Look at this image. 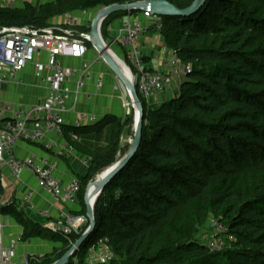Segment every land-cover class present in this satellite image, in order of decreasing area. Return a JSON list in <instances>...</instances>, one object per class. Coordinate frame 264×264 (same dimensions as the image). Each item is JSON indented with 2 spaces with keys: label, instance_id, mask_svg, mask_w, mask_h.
I'll use <instances>...</instances> for the list:
<instances>
[{
  "label": "trees",
  "instance_id": "16d2710c",
  "mask_svg": "<svg viewBox=\"0 0 264 264\" xmlns=\"http://www.w3.org/2000/svg\"><path fill=\"white\" fill-rule=\"evenodd\" d=\"M135 1L144 0L0 7V28H44L55 17ZM166 1L180 9L192 2ZM135 14L107 17L102 39L112 22ZM162 24L165 46L191 69L178 92L157 107H147L139 97V148L96 197L95 229L75 258L85 264V250L105 240L120 258L118 264H264V0H207L197 14L162 18ZM119 123L107 114L93 125L63 126L65 142L90 160L88 175L78 177V215H86V186L127 152L119 147ZM106 126L104 148H87L71 139L101 135ZM0 214L22 228L19 241L35 238L60 245L29 256V264H54L88 226L65 236L33 221L15 203L0 204ZM209 216L225 224L234 238L223 252H208L195 236Z\"/></svg>",
  "mask_w": 264,
  "mask_h": 264
},
{
  "label": "built area",
  "instance_id": "2783aa9c",
  "mask_svg": "<svg viewBox=\"0 0 264 264\" xmlns=\"http://www.w3.org/2000/svg\"><path fill=\"white\" fill-rule=\"evenodd\" d=\"M15 5L16 0L0 2L1 8H13ZM91 14L89 11L77 15L69 13L66 15V23L53 27L0 28V166L8 167L9 176L13 180L21 179L25 172L29 173L33 176L36 188L44 191L55 204L61 206H75L81 191L78 178L74 177L67 185H63L55 175L58 158L74 152V148L69 144L63 150L58 148L56 140L63 138V116L74 110L79 95L84 93L89 83L93 84L95 92H100L105 83V76L101 73L92 75L90 63H82L79 68H72L64 63L65 59L82 62L89 52V44L96 51L90 34L78 29L85 28L84 21H93L89 18ZM142 15L158 31L161 30V17L150 13ZM133 16L127 15L122 19L118 38L115 43L109 44L120 46L123 52L121 58L128 63L136 78L135 91L147 103L167 91L175 81L184 80L191 67L180 61L174 49L164 46L163 58L159 60L153 72H149L139 58V38L147 34L149 28L131 18ZM96 59L95 62L100 61L99 56ZM28 66L33 67L35 77L45 84L46 96L41 104L32 106L25 112L13 104L3 102L1 93L6 85L22 83V72ZM75 76V86L71 89L70 83ZM88 96L89 94L86 97ZM129 106V103L123 102L126 113L130 111ZM3 118L7 119L2 121ZM95 123L97 117L89 113L81 114L73 125L82 127ZM71 139L77 140V136L73 135ZM21 143L38 145L46 154L54 153L55 157L51 159L45 154L41 157L29 155L25 159L18 158L13 149ZM34 194V190L27 189L22 203H29ZM41 216L49 218L45 212ZM207 220L210 233L207 235L205 247L208 252L220 253L229 249L234 238L229 234L228 227L211 216ZM88 224L86 215L60 209L55 220L46 222L45 226L70 236ZM1 230L0 222V264H29L28 255L21 258L14 255L15 247L21 242L19 238L14 240L9 248H3ZM70 245L73 246L72 243ZM95 247L100 256L98 264H109V256L105 253V240H100ZM71 264H79L78 258H73Z\"/></svg>",
  "mask_w": 264,
  "mask_h": 264
},
{
  "label": "crops",
  "instance_id": "0c3cea01",
  "mask_svg": "<svg viewBox=\"0 0 264 264\" xmlns=\"http://www.w3.org/2000/svg\"><path fill=\"white\" fill-rule=\"evenodd\" d=\"M4 1V0H0ZM56 0H29L24 2L23 0H16V5L13 8L20 9L24 5L29 4L33 7L53 3ZM90 10L89 12L93 13ZM81 12L72 13L73 15L80 14ZM90 18V17H89ZM142 25L147 26L148 33L139 38V58H141V62L144 67L149 71L153 72L156 68L157 63L164 56V42L162 41L160 31H158L154 25L150 22H147L142 13L135 14L133 17ZM66 15L55 17L47 23L46 27H53L58 25H63L66 23ZM122 19L119 18L118 21L112 22L107 30V39L110 44L115 43V40L118 38L119 31L122 28L121 26ZM91 24L89 20V25ZM118 50V53L122 57L123 52L120 46L114 44ZM97 58V57H96ZM94 60L89 59V56H86L82 62L77 60H69L65 59L64 63L72 68H79L82 63H90L92 64L91 71L92 75L97 76V74L101 73L105 76V69L102 67L100 62H95ZM93 76V77H94ZM22 83L10 84L6 85L2 89V101L5 103H10L18 107L20 110H24L25 112L32 106H37L41 104L46 96L45 93V84L41 79H38L34 75V70L32 66H28L21 75ZM77 76H75L71 83L70 88L73 89ZM183 80L175 81L170 88L163 92L158 97L149 100L146 105L149 108L157 107L162 102L170 99L173 95L178 92V87L182 83ZM106 85V80L104 86ZM89 94L88 98L86 97ZM125 97V96H124ZM125 99V98H124ZM127 102V101H125ZM123 107L120 106L119 97L116 93L112 92L110 88L103 87L100 92H95L93 84L89 83L83 94L79 95L77 104L74 110L66 113L63 117L65 120V125L73 126V122L81 115V114H89L92 113L97 117V122L102 120L105 115H113L117 121H121L124 118L123 115ZM127 114V113H126ZM7 118H3L2 121H5ZM110 126H106L103 130L101 136H106L107 131ZM91 135H80L77 137V140L81 145L86 146L87 148H94ZM98 136V135H96ZM100 136V135H99ZM58 148L62 150L67 146V142H65L64 138L57 139ZM107 145V141L102 142L100 148H104ZM57 150H55L56 152ZM13 153L16 157L25 159V157L29 155H34L36 157L44 156L46 153L40 148L38 145L34 144H17ZM51 159H54V153H47ZM58 169L56 171L57 177L63 185H67L70 180L74 179V177L85 178L88 174V169L90 166V160L88 158L83 157L80 153L74 150L73 153H67L65 157L58 158ZM90 184V183H89ZM27 189L34 190L35 194L29 203L23 204L22 198L26 194ZM0 201L1 204H10L15 203L18 209L23 211L30 219L35 222H39L41 224H45V218L41 215L45 212L52 220H55V217L60 209H63L66 212L76 213L82 210L80 206L79 200L75 206H61L57 205L53 202V200L44 192L40 191L36 188L33 176L29 173L25 172L22 175V178L19 180H13L11 176H9V169L6 165L0 166ZM98 193V190L94 192L92 198ZM0 222L2 225L1 235L3 248H9L12 242L18 239L22 233V228L15 223V221L8 216L0 217ZM59 244L51 243L47 241H41L39 239H30L26 243L20 242L14 250V255L17 258H21L22 256H42L45 253H50L54 248H58ZM95 245L88 249L85 253L86 260L85 264H92L95 258L94 250ZM93 252V255L91 254ZM98 253V251H97Z\"/></svg>",
  "mask_w": 264,
  "mask_h": 264
},
{
  "label": "water",
  "instance_id": "95a60500",
  "mask_svg": "<svg viewBox=\"0 0 264 264\" xmlns=\"http://www.w3.org/2000/svg\"><path fill=\"white\" fill-rule=\"evenodd\" d=\"M207 0H192L189 6L184 9L177 8L175 5L166 0H144V1H135L131 3H118L117 5L103 7L101 11L96 15V17L91 22L90 36L94 38L96 45L95 49L100 59L116 74V67L110 59V56L117 58L115 53L110 49V44L106 43L102 39L101 29L103 21L112 14L118 12H125L128 14L137 13H150L161 18H184L190 17L197 14L202 6ZM117 60L128 70L131 78L133 79L132 84L127 82L122 83V88L125 87L131 91V102L136 108V114L134 118L135 123V132L133 136V142L129 147L128 151L123 155V158L113 164L107 170L106 174L99 176L95 181H92L91 184L87 185L84 196V206L86 207V216L88 219V226L77 239L76 243L70 247L62 257L55 262L54 264H68L71 259L75 258L76 252L84 248L89 241V237L92 235L96 223L94 220V211L93 204L96 198L90 203V192L91 188L96 185L98 190L97 196L103 191L107 184L120 172L123 167L134 157L137 152L140 144L141 130H142V119H143V107L138 96L137 91H135V76L131 73L128 65L121 58ZM117 75V74H116ZM96 196V197H97ZM84 227L79 228L77 231L80 233Z\"/></svg>",
  "mask_w": 264,
  "mask_h": 264
},
{
  "label": "rangeland",
  "instance_id": "374dc122",
  "mask_svg": "<svg viewBox=\"0 0 264 264\" xmlns=\"http://www.w3.org/2000/svg\"><path fill=\"white\" fill-rule=\"evenodd\" d=\"M100 11H101V9H94V11H92L93 13L90 16V19L91 20L94 19ZM123 18H120V19H123ZM116 21H118V20H116ZM90 25H89V20H86V21H84V25H83L85 28H78V29L83 33H89L90 34V29H91ZM92 41H93V39H92ZM104 41L106 43H109L106 40H104ZM110 49L115 53L117 58H119V59L121 58V56L118 53V50L116 49L115 46H110ZM97 55L98 54L96 53V51L94 50L92 45L89 44V52L87 53L86 56H89V59L94 60V58L98 57ZM99 62L102 65V67L105 69L106 85L104 87H108V88H110V90L112 92L116 93V95L119 97L120 106L123 107V102H125V101H127L126 103L130 104V106H129L130 111L127 114H126V109L123 107L124 111H123L122 116L124 118H122V120L120 121V123H119L120 127L118 128L119 129V132H118L119 147L122 150L128 151L129 147L131 146V144L133 142L132 139H133L134 132H135L134 118H135L136 108L133 106L128 92L125 90V88L124 89L122 88V82L119 79L118 75H116L110 68H108V66L101 59ZM89 135H91L89 137H91L93 139L91 141H92L94 148L100 147L102 142H104L107 138V136H104V135H103V137L101 135L96 136V134H89ZM109 167L110 166H108L107 168H109ZM107 168L104 169L103 171L107 170ZM103 171L100 172L95 177V179L93 181H95L99 176H101ZM97 194L95 195V197L97 196ZM0 204H1V201H0ZM209 233H210V229H209L208 224H206L204 226H198L195 236L198 238L199 241H201V243L203 245H206L207 244V237H208L207 235ZM59 247H60V245L58 246V248ZM86 252H87V250H85V253ZM93 252H94V255H93ZM93 252H91V254L93 256H95V258L91 262H93L92 264H98V260H99L100 256L97 253L96 247L94 248ZM105 253L109 256V262L108 263H110L111 260L117 264L120 262V258L113 255L112 252L110 251V249H108L107 247H105ZM68 264H70V263H68Z\"/></svg>",
  "mask_w": 264,
  "mask_h": 264
},
{
  "label": "bare ground",
  "instance_id": "6f19581e",
  "mask_svg": "<svg viewBox=\"0 0 264 264\" xmlns=\"http://www.w3.org/2000/svg\"><path fill=\"white\" fill-rule=\"evenodd\" d=\"M93 39V43L96 45L94 38ZM91 39V40H92ZM110 59H112L115 67H116V74L118 75L119 79L121 80V82H127L129 84H132L133 79L131 78L130 74L128 73V70L117 60V58H114L113 56H110ZM125 90L128 92L130 100H131V91H129L128 88L125 87ZM111 167V166H110ZM109 169V168H108ZM107 169V170H108ZM107 170L105 172H103L101 174V176L105 175ZM97 191L96 185H94L91 188V192H90V203L93 201L94 198H92V195L94 194V192ZM96 198V197H95Z\"/></svg>",
  "mask_w": 264,
  "mask_h": 264
}]
</instances>
